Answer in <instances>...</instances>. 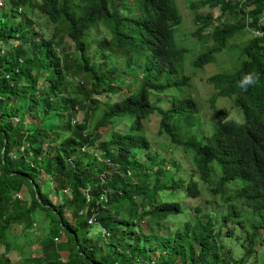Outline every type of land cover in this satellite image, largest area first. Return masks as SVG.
<instances>
[{
  "label": "trees",
  "instance_id": "obj_1",
  "mask_svg": "<svg viewBox=\"0 0 264 264\" xmlns=\"http://www.w3.org/2000/svg\"><path fill=\"white\" fill-rule=\"evenodd\" d=\"M3 1L0 264H12L13 231L32 228L39 212L49 220L41 252L25 264H264V56L244 27L264 0L190 3L197 26L191 36L212 42L200 44L194 74L225 55L231 38L247 34L234 70L222 67L191 90L179 85L190 78L178 75L186 50L172 43L170 26L179 22L173 0L157 8L161 17L169 12L170 26L160 59L147 55L140 77L133 67L141 54L124 42L119 2ZM211 84L205 101L202 91ZM123 88L128 94L111 101ZM168 94L175 98L162 96ZM234 106L238 115L230 114ZM151 115L159 117L156 133L168 137L170 151L144 134ZM125 117L130 122L117 128ZM175 151L189 162L183 166ZM47 181L58 193L69 190V198L54 203ZM200 183L211 196L194 214L160 197L169 191L196 199ZM24 185L29 197L15 196ZM176 216L182 221L166 226Z\"/></svg>",
  "mask_w": 264,
  "mask_h": 264
},
{
  "label": "rangeland",
  "instance_id": "obj_2",
  "mask_svg": "<svg viewBox=\"0 0 264 264\" xmlns=\"http://www.w3.org/2000/svg\"><path fill=\"white\" fill-rule=\"evenodd\" d=\"M4 2L3 0H0V4ZM127 3V0H124ZM178 1V7H180L181 9L186 6V3L188 2V0H176ZM192 0H190L191 2ZM215 14H219L218 11H215ZM40 20H44L45 17L42 15H38ZM191 31V28L188 26V24L186 22H184L183 24L178 25L175 30H174V42L175 45L179 48H184L187 50L186 56H185V60L184 63L182 65V67L179 69L178 74L179 75H187L190 77V79L188 81L185 80V82L180 83L179 85H182V88H186V89H193V88H198L200 86L201 81H204V78H207L209 75H212L214 73H217L218 71H220L222 69V67L225 69V71L227 70H234V68L236 67L237 62L240 59V49L242 47V45L244 44L245 40L247 39V36L244 35L242 37H234L230 40V44L229 46L231 47L230 49L225 51V55L223 53L217 55V58L215 59V61L209 62L207 65H205L202 70L198 73V74H194V68L191 65V60L199 53L201 52L200 49V44L194 40H192L191 38L187 37L186 34L189 33ZM95 34V33H94ZM134 38H137V35H134ZM198 41V40H197ZM202 45V44H201ZM203 46V45H202ZM143 64V61L141 60L140 62L137 63V65H135L133 67V73L134 75H138L139 73V65ZM202 76L203 78L200 80V77ZM139 86V84L137 85ZM136 86V88H138ZM192 86V87H191ZM135 88V89H136ZM180 88H174L173 94L175 93H180ZM214 86L211 84L210 86H208L204 91H202L203 93V99L205 101H208L209 96L211 95V93L214 91ZM192 92V91H191ZM128 94V91L126 88L123 89H119L117 93L113 94L110 97L111 101H115L117 99L122 98V96ZM171 94V93H169ZM162 95L166 98L169 99V101L173 100L175 98V96L172 97V95ZM192 96L194 95V91L191 94ZM170 96V97H169ZM153 101H155V99L153 98ZM227 102L226 98H222L220 103L221 104H225ZM235 107V106H234ZM240 112L239 109H237L235 107V109L230 110V114L231 115H238ZM83 115V112H79L77 114V118L81 119ZM130 118H122L121 120H118V122L116 123V127L117 128H122L123 126H125L126 124H128V122H130ZM54 121L52 120H46L45 124H52ZM158 122H159V117H157L156 115H151L149 120L145 123V127H144V134L146 135V137L152 142L154 143V145H160L162 146V150H166L165 148H167L168 151H170V147H171V142L169 141L168 137L165 134H160L158 135L156 133L157 128H158ZM107 130V128L102 129V131L105 133ZM88 150L92 151V148H88ZM174 156L175 157H180V160H182V156L179 154L178 151L174 152ZM102 155L99 156L100 159H102ZM182 163V165H186L189 160L187 158H183L182 161H180ZM130 176L132 177V179H134V177L132 175H130L129 173H127L126 178L127 180H130ZM43 180H47L48 179V175H46L45 173H43ZM132 181V180H130ZM199 189L200 190V195L198 196V198L196 199H190L187 198L185 196H182V192H176V193H171V192H162L160 194V197L163 200H168V201H181V203H183L184 208L187 209L186 214H188V212H190V214H194L195 211H193L195 206H206L204 204V202L210 198V194L207 192V187L205 183H200L199 184ZM44 190H46L47 192L50 193V198L54 203H62L66 198H69L70 194H69V190L65 191V192H56L55 190L52 189V185L50 182H46L44 185ZM18 197H24V198H28L29 197V192L27 190L26 185L23 186V188L21 189V191L19 193H17ZM101 200V198H100ZM191 210V211H190ZM49 220H46L44 212H39L37 215V220L35 222V224L33 225L32 228L27 229L25 231H23L22 229H20V226L18 227V230L13 231V234L11 235L12 240L15 239V242L17 245H14L12 247V250L8 253V256L10 257V260L12 262V264H25L26 260L28 257L30 256H36L38 254H40L41 252V247H40V240L44 237V231H45V227L46 224H48ZM182 220L179 217H174L172 219H170L168 222H165L166 226L174 228L176 227L177 224H179ZM90 223L93 222V219L91 218L89 220ZM97 234L94 236V238H97ZM61 239H65V236H62L60 238L57 239V241H60ZM3 251L2 246L0 245V254ZM62 259L65 260L66 259V252H62Z\"/></svg>",
  "mask_w": 264,
  "mask_h": 264
},
{
  "label": "clouds",
  "instance_id": "obj_3",
  "mask_svg": "<svg viewBox=\"0 0 264 264\" xmlns=\"http://www.w3.org/2000/svg\"><path fill=\"white\" fill-rule=\"evenodd\" d=\"M193 1L194 0L190 2V0H188L186 6H184L181 9L180 7H178L177 4L178 1L173 0L174 5L177 7L176 15L179 17V22H178L179 24L178 23L177 24L180 25L186 22L188 26L191 28V31L186 34L187 37L191 38L192 40L198 43H201L202 45L205 43L211 44L212 42L208 39L202 37L198 38V34L196 36H191V34L195 32L197 27L193 20L194 12L190 7L191 6L190 3H192ZM239 1L241 4H244L245 0H239ZM102 2H108V3L114 2L115 4L116 2H119L118 6L124 18L123 22H124L125 32L126 33L128 32L129 34L127 35L126 38H124V42L126 44H129L131 42L133 46L141 54L140 56H137L139 60L138 62H140L141 60L143 61V64L139 65L138 76L140 77L141 76L140 70L142 72V66L146 61L147 55L152 53L160 59L159 52L163 44L164 26L165 25L170 26V22L168 21V18L170 17L169 12H167L164 17L159 16L157 12V8L159 7L160 3L163 2V0H160L158 4L152 2V0H127V3L124 0H103ZM210 9L211 8L207 9V11L209 12ZM212 11H218V13H220L218 7L213 8ZM225 20L221 21V23L224 22ZM177 24H172L170 26L172 30V37H171L172 43L174 48L176 49L179 48L175 45L174 42V30L178 26ZM244 24H245L244 27L247 26L248 28L247 32L259 38L261 42V46L263 48V56H264V8L262 12H260L257 15V17L248 18ZM134 35H137V38H134ZM242 36H244L243 32H241V34L235 35V37H242ZM241 50L242 49H240V58L242 59ZM185 52L187 53V50ZM221 53L223 52H220L219 54ZM198 54L195 57H197ZM193 59L191 60V65L193 64ZM183 76L186 77L187 75H183ZM239 85L241 88H246L249 86V84L245 82V78L242 79Z\"/></svg>",
  "mask_w": 264,
  "mask_h": 264
},
{
  "label": "built area",
  "instance_id": "obj_4",
  "mask_svg": "<svg viewBox=\"0 0 264 264\" xmlns=\"http://www.w3.org/2000/svg\"><path fill=\"white\" fill-rule=\"evenodd\" d=\"M17 195V194H16ZM101 199H102V196H101Z\"/></svg>",
  "mask_w": 264,
  "mask_h": 264
}]
</instances>
